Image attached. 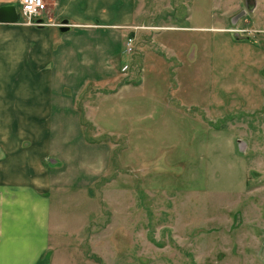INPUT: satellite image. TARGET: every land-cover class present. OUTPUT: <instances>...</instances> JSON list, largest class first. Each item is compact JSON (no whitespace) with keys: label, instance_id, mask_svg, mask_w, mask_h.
<instances>
[{"label":"rangeland","instance_id":"1","mask_svg":"<svg viewBox=\"0 0 264 264\" xmlns=\"http://www.w3.org/2000/svg\"><path fill=\"white\" fill-rule=\"evenodd\" d=\"M141 4L131 51L115 43L111 95L101 100L89 72L50 87L60 112L40 148L56 163L46 196L57 247L46 264H264V35L253 42L264 0L258 20L245 0ZM17 91L0 86V145L42 136ZM19 128L33 135L8 139ZM99 143L108 152L90 148Z\"/></svg>","mask_w":264,"mask_h":264},{"label":"crops","instance_id":"2","mask_svg":"<svg viewBox=\"0 0 264 264\" xmlns=\"http://www.w3.org/2000/svg\"><path fill=\"white\" fill-rule=\"evenodd\" d=\"M44 2L46 11L42 21L49 23L46 26L0 23V86H13V89L18 90L14 92L15 95L12 92L11 98L22 102L21 109L27 121L46 122L51 119V113L59 114L49 91L50 87L63 86L62 80L66 73H74L70 77L75 78L74 82L78 80L80 83L89 72L91 80H88V84L101 89V100L111 95L112 91L105 90L104 86L115 79V43L126 40L127 27L141 24L137 22V18L142 15L141 0ZM3 5H14V0H0V6ZM249 5L250 13L258 20V9L263 6V0H251ZM17 9L19 11L18 7ZM232 17L231 15L230 18ZM236 19L230 22L238 27L239 19ZM63 20H67L68 30L60 32L59 25ZM252 24L248 22L246 26L254 30ZM220 29L223 33L227 32V28ZM263 32L264 30L258 32L262 34L261 38L253 42L259 43ZM56 76H59V80ZM79 83L78 88L82 86ZM128 86L130 85L122 84L117 88L121 90ZM117 88L113 89V93L118 91ZM4 104L8 106L7 102ZM91 108L90 105L87 106V120H91ZM40 109L43 113L46 111V115L39 113ZM70 117L75 119L74 135L82 137L84 132L79 127V117L72 113ZM45 122L42 124L44 128L36 131L37 135L41 133L42 136L39 139L34 137V145H0V155L3 154L0 158V264H46V251L53 247L55 251L57 247L55 244L49 247L51 201L49 202L46 194L49 193L48 185L55 182L48 177L56 163L47 150L40 148L48 143L44 141L47 139ZM22 131V128L14 132L10 130L8 139L23 141L28 135H33L30 131L28 135L27 130ZM90 148H101L108 152L100 143ZM108 160L107 155L102 156L103 168ZM55 236L57 235L53 234V238Z\"/></svg>","mask_w":264,"mask_h":264},{"label":"built area","instance_id":"3","mask_svg":"<svg viewBox=\"0 0 264 264\" xmlns=\"http://www.w3.org/2000/svg\"><path fill=\"white\" fill-rule=\"evenodd\" d=\"M20 18H23V24L27 26L39 27L45 25L42 21L43 13L46 11L44 0H18ZM239 32V30H238ZM264 33V32H263ZM132 37L126 38L124 42L125 52L132 49ZM127 66H123L121 71H125Z\"/></svg>","mask_w":264,"mask_h":264},{"label":"water","instance_id":"4","mask_svg":"<svg viewBox=\"0 0 264 264\" xmlns=\"http://www.w3.org/2000/svg\"><path fill=\"white\" fill-rule=\"evenodd\" d=\"M246 6L249 10H251V7L249 5L251 0H245ZM20 19V13L16 6L14 5H3L0 6V23L1 24H15ZM68 22L67 20H63L61 24L59 25V31L65 32L68 30Z\"/></svg>","mask_w":264,"mask_h":264}]
</instances>
